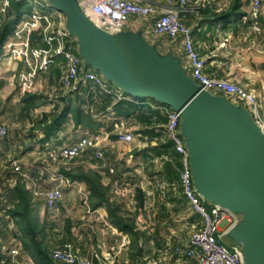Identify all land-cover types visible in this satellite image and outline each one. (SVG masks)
<instances>
[{"label": "crops", "instance_id": "0c3cea01", "mask_svg": "<svg viewBox=\"0 0 264 264\" xmlns=\"http://www.w3.org/2000/svg\"><path fill=\"white\" fill-rule=\"evenodd\" d=\"M1 1L0 4L3 7L4 3H1ZM144 1L153 3L159 8L164 7L166 4V0ZM235 1L188 0V9L182 13L183 21L193 32L196 49L206 61L205 72L211 75L229 77L234 70H237L247 62L246 60L251 58L254 62L264 63V10L263 14L259 15L262 31L255 33L250 29L249 23L243 20L245 16L250 17L249 2L239 0V8L231 11ZM32 4H29L32 6L31 10H25L22 13V18L5 43L3 55L0 57V121L6 122L11 127L10 136L8 135L7 140L0 141V155L6 160L18 158L24 168L32 169V178L44 188H50L58 184V180H53L52 174L54 172L62 173L61 168L63 166L67 168L81 166L86 170L98 171L102 183L110 189L111 199L116 201L127 217L135 220V230L138 233V240L132 242L130 234L121 231L111 223L106 206L93 208L88 200L87 185L82 181H76L75 184L70 186L62 184L64 197L59 201L54 214H50L46 209L45 200L34 196L31 190L32 181H29L25 183L26 188L31 193L32 218L38 239L43 243L49 254L53 249L69 243L81 256L91 258L94 254H98L111 264H198L195 259L184 253L177 254L175 252L177 247L189 245L192 233L202 227V220L197 213L192 211L194 219L191 223L193 227L191 234L189 232V235L187 234L184 237L176 233L166 237V240H163L164 242H159L158 238L149 233V229L138 227L136 213V216H129L124 212L125 205L129 206L130 203H133V200L131 199L130 203H121L122 201L115 194L119 195L130 189L128 188V186L131 187L130 180L127 177L128 173L120 174V166L112 163L106 154H104V159L108 164L115 167V172H111L109 167L102 166L103 161L96 157L95 149H89L71 164L63 166H61L62 163H53L46 157L42 145L47 143L50 145L68 144L80 137L83 132L92 130L82 125L75 126L72 122L73 131L67 137L64 138L61 135L63 128L55 129L48 136V131L44 126L35 129L34 127L44 113H51L54 108L52 110L47 102L31 109L23 108L22 99L27 92L39 95L37 101L40 100V97H44L43 100L47 97L45 90L38 89L39 81H42L46 87L49 86L52 92L58 89L60 65L64 60L63 54L58 52L61 45L60 40L56 37L55 30L60 25L63 28L65 27V14ZM229 10L231 13L229 16L219 18V14ZM92 17L97 21L93 12ZM153 22L152 17L133 15L126 28L134 32L142 31L144 37L151 42L158 41V46L163 52H167L172 47L174 52L179 53L185 62L186 57L182 39L173 40L166 35H154L152 33ZM71 43L73 51L80 55L79 45L75 38L72 37ZM237 51L242 52V56L239 58ZM88 70L101 74L91 65L85 67L83 63L82 74ZM255 73L261 75V80L264 82V68H259V71ZM229 78L234 79L233 76ZM235 78L240 82L239 77L235 76ZM107 83L115 89L118 88L111 81L107 80ZM243 84L253 89L249 87L250 83ZM254 90L260 92L264 90V87L260 88L259 91ZM126 95L133 97L132 95ZM59 96H61L64 105L66 102L77 104L78 107L90 112L94 119L101 121L103 126L97 131L104 129L109 131L106 127L107 122H110L112 129L108 114L114 110L112 104L117 100L113 95L106 94L95 82L87 81L84 83L81 81L77 85V89ZM105 98L112 99L113 102L108 104L106 108L104 107ZM139 101H141V104L151 106L153 109H156L154 106L159 104L151 98H143V100L139 98ZM133 102L140 103L138 101ZM62 105L58 104L57 107L60 108ZM132 115L134 116L131 117V120L137 123V117L140 113L134 112ZM134 127L139 133L144 129V127L137 124ZM134 142L144 148L148 145L157 144L156 139L149 141L147 137L143 136ZM36 144H41L40 151L35 149ZM0 165L1 170L5 172L4 176L7 173L10 174L7 177L8 189H5L2 195L5 198V204L0 205L6 209L9 216L4 226L0 227V264H11L9 263L8 249L15 236H19L21 239V230L17 220L12 218L8 211L13 207V202L10 200L11 188L15 187L16 181L21 177L14 173L8 164L6 166ZM142 206H138L137 203L135 207L139 209ZM79 220L83 224L89 223L92 231L88 230L87 227L78 226ZM24 249L36 261L33 253L25 247ZM55 263L64 264L60 261H55Z\"/></svg>", "mask_w": 264, "mask_h": 264}, {"label": "water", "instance_id": "95a60500", "mask_svg": "<svg viewBox=\"0 0 264 264\" xmlns=\"http://www.w3.org/2000/svg\"><path fill=\"white\" fill-rule=\"evenodd\" d=\"M66 17L64 30L91 65L128 95L151 98L181 112L180 132L190 156L193 182L205 202L235 218L234 235L244 264H264V132L251 113L193 79L185 58L142 31L110 27L92 17L88 0H44Z\"/></svg>", "mask_w": 264, "mask_h": 264}, {"label": "built area", "instance_id": "2783aa9c", "mask_svg": "<svg viewBox=\"0 0 264 264\" xmlns=\"http://www.w3.org/2000/svg\"><path fill=\"white\" fill-rule=\"evenodd\" d=\"M30 5L34 3L44 9H53L44 0H24ZM97 21L110 27H120L130 20L133 15L152 17L154 19L152 33L154 35H166L175 40L182 39L186 60L190 66L193 79L213 94H223L232 103L243 105L252 115L253 119L264 132V90L257 92L248 88L243 83L225 76L211 75L205 72L206 61L197 51L194 44V36L191 28L183 21L182 13L188 9V0H166L164 7L159 8L153 3L144 0H88ZM250 4V17L245 16L244 22L249 23L250 29L255 33L262 31L259 15L263 14L264 0H247ZM56 37L60 40L59 53H62L64 60L60 65V78L57 87L68 93L77 89L82 81L95 82L106 94L113 95L117 101L126 99L139 101L137 97H129L119 88L111 87L107 80L99 73L86 71L83 73V60L73 51L72 36L60 25L55 30ZM83 75V76H82ZM141 99V98H140ZM56 104V103H55ZM156 109L164 111L168 121L163 124L164 130L174 143L176 152L180 155L182 165L180 171V184L185 198L193 212L197 213L202 220V227L192 233L189 245L177 247V254H185L195 259L198 264H244L243 255L238 246H227L223 243V236L228 228L235 222L234 216L227 210L220 208L217 204L206 206L204 199L194 186L190 156L186 148L184 138L180 132L181 112L169 107L166 104H156ZM134 114V113H133ZM134 115H117L114 110L108 114L112 129L110 131L87 130L75 140L68 144H45L46 157L53 163L69 165L71 161L81 157L89 149H95L97 158L103 161V167H109L115 172L104 159L106 148L112 142L133 143L142 134L135 130L131 117ZM11 132V127L6 122L0 121V141L6 139ZM111 133L114 137H110ZM35 149L40 151L41 144H36ZM0 164L9 165L14 173L18 174L22 181H32V192L36 198L45 200L46 209L50 214L56 213L57 205L64 197L62 184L68 186L76 181L70 180L63 173L54 172L53 180L58 184L50 188H44L32 178V169L24 168L18 158L6 160L0 155ZM42 180V179H40ZM10 207L8 206V209ZM9 216L6 209L0 206V227H3ZM11 264H37L28 252H25L23 243L18 236H15L8 249ZM53 260L64 264H111L98 254L93 257L81 256L72 244H65L52 250ZM142 264V263H137Z\"/></svg>", "mask_w": 264, "mask_h": 264}, {"label": "rangeland", "instance_id": "374dc122", "mask_svg": "<svg viewBox=\"0 0 264 264\" xmlns=\"http://www.w3.org/2000/svg\"><path fill=\"white\" fill-rule=\"evenodd\" d=\"M237 53L238 58L242 56L241 51H237ZM246 61L245 64L241 65L237 70H234L230 76H233L235 80V76L239 77L241 83L248 82L250 83L249 87L259 91L260 88L262 89L264 87V82L261 80L262 76H259L255 72L259 71V68H262V64L252 61V58ZM38 89L46 91L45 94L47 97L45 100L52 110L55 107V103L56 105H62L63 101L59 95L64 93L63 90L56 89L52 92L51 88L49 86L46 87L42 81L38 82ZM63 105L59 108L58 113L62 110ZM72 105L77 106V104ZM136 124L145 127V123L140 120V116L137 117ZM106 127L109 131L111 130L110 122L106 123ZM62 130V137L65 138L70 135L69 133L73 131L72 121L68 120L64 122ZM156 131L161 133V140H156L157 144L150 145L151 147L149 145L145 148L138 146L137 142H112L107 146L105 154L112 163L120 166V174L124 172L128 173L127 177L131 183V187L128 186V188L130 189L119 195L115 194L122 201L121 203H130L131 199L133 200V203H130L129 206L125 205L124 212L129 216L137 215L136 221L138 227L149 229V233H152V235L159 239V242H162L164 239L166 240V237L176 233L184 237L187 234L189 235V232L191 234L193 230L191 223L194 219V213L182 192L179 177L180 171H178L177 177L173 178V171H177L178 165L175 162V158L171 159L172 150L166 152L163 146L157 148L161 143H165L169 139V136L165 134L164 128L161 126H157ZM110 137L113 138L114 134L111 133ZM4 174L5 172L1 170L0 205L5 204V198L2 195L5 189H8L7 177L8 175L10 176L9 173L5 176ZM139 187L145 191V198L144 205L138 209L135 206L138 203L136 196ZM205 204L209 208L206 202ZM77 224L80 227H87L88 230L92 231L89 223L83 224L79 220ZM223 243L230 246V244L238 243V241L234 235H230L223 240Z\"/></svg>", "mask_w": 264, "mask_h": 264}, {"label": "trees", "instance_id": "16d2710c", "mask_svg": "<svg viewBox=\"0 0 264 264\" xmlns=\"http://www.w3.org/2000/svg\"><path fill=\"white\" fill-rule=\"evenodd\" d=\"M1 3H4V5L2 7L0 4V57L3 55L5 43L8 41L9 37L16 29L17 23L22 18V13L25 10H31L32 7L24 0H2ZM238 6L239 0H236L235 4L231 8V11L239 8ZM229 14H231L230 10L222 12L218 16L219 18H224L229 16ZM262 68H264V63L262 64ZM38 98L39 95L27 92L22 99L23 108L31 109L46 102V97L44 100L42 99L44 97H40V100L37 101ZM112 103V99H104L105 108L108 104ZM112 105L115 112L119 115H130L134 112H139L140 120L145 123L143 131H140L142 136L147 137L149 141L154 139L161 140V133L156 131V127H163V124L167 123L168 118L164 111L153 109L151 106H145L141 104V101L140 103H136L126 99L115 101ZM58 110L59 107L55 104L54 110L51 113H44L43 117L35 123L34 129L44 126L47 129L49 136V133L55 129L58 130L63 128V123L68 120H72L75 126L82 125L92 131H97L103 126V123L94 119L90 112L85 111L81 107L69 104L68 102L65 103L59 113ZM132 125H135V123L132 122ZM164 132L168 135L165 130ZM168 138L169 139L165 143H161V145H158L157 148L163 146L166 152L172 150L171 159L175 158V162L178 165L177 171H173V178H175L177 177L178 171H181L182 165L180 162V155L176 152L172 139L170 137ZM73 161H71V163ZM61 171L70 180L84 182L89 191L88 200L91 206L93 208L106 206L111 223L121 231L130 234L132 236V242L138 240V233L135 230V220L127 217L122 212L121 207L116 203V201L111 199L109 193L110 189L102 183V178L98 171L86 170L81 166L73 168L63 166ZM11 190L12 193L10 195V200L13 202V207L9 209L8 212L12 218L17 220L20 226L21 241L23 242L24 247L33 253L37 264H56L51 254L48 253L47 249L43 246V243L38 239V234L35 231L34 220L32 218L33 210L31 208V193L29 189L26 188L25 181H22L19 178L16 181L15 187H13V189L11 188ZM136 198L138 200V206H142L144 203L145 191L140 187L137 189Z\"/></svg>", "mask_w": 264, "mask_h": 264}, {"label": "bare ground", "instance_id": "6f19581e", "mask_svg": "<svg viewBox=\"0 0 264 264\" xmlns=\"http://www.w3.org/2000/svg\"><path fill=\"white\" fill-rule=\"evenodd\" d=\"M94 16V15H93Z\"/></svg>", "mask_w": 264, "mask_h": 264}]
</instances>
